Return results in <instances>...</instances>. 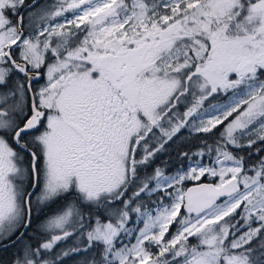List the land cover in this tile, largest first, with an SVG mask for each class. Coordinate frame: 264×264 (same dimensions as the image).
Wrapping results in <instances>:
<instances>
[{
	"label": "snow or ice",
	"instance_id": "6c2138e0",
	"mask_svg": "<svg viewBox=\"0 0 264 264\" xmlns=\"http://www.w3.org/2000/svg\"><path fill=\"white\" fill-rule=\"evenodd\" d=\"M0 264H264V0H0Z\"/></svg>",
	"mask_w": 264,
	"mask_h": 264
}]
</instances>
